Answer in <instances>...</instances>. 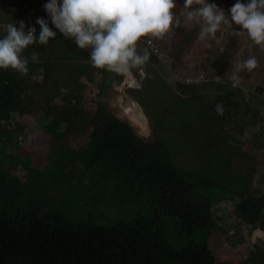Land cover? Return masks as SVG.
<instances>
[{
  "label": "trees",
  "instance_id": "trees-1",
  "mask_svg": "<svg viewBox=\"0 0 264 264\" xmlns=\"http://www.w3.org/2000/svg\"><path fill=\"white\" fill-rule=\"evenodd\" d=\"M12 1L20 12L4 11L0 0V38L6 34L3 26L16 18L47 13L38 10L41 0ZM48 26L56 37L22 52L29 61L26 75L0 68V264H264V247L256 246L237 263L222 260V252L213 248L230 241L228 224L213 218L216 204L233 212L237 228L247 224L251 231H264V166L252 156L253 149H264V87L233 86L232 78L220 74L211 81L169 85L162 61L146 44L151 36H143L137 51L142 55L147 49L149 60L143 76L140 69L132 70L139 86L127 93L154 127V140H143L100 102L92 113L72 108L64 123L51 124L34 117L52 107L58 78L73 82L96 72V96H101L124 76L94 67L90 49L79 48L51 22ZM190 39V32L181 36L175 56ZM33 53L38 62L31 60ZM60 99L70 103L72 98ZM229 121L253 129L246 152L226 131ZM77 122L91 127L87 146L67 150L52 143L40 166L23 152L26 134L49 129L59 140L83 132ZM75 158L80 167L72 176L65 168ZM254 176L260 179L257 186ZM92 189L99 191L91 197L96 201L107 203L117 191L122 201H144V210L111 224L97 220L105 214L73 216L72 206H81ZM169 225L188 236L185 246L175 248L164 238Z\"/></svg>",
  "mask_w": 264,
  "mask_h": 264
},
{
  "label": "rangeland",
  "instance_id": "rangeland-1",
  "mask_svg": "<svg viewBox=\"0 0 264 264\" xmlns=\"http://www.w3.org/2000/svg\"><path fill=\"white\" fill-rule=\"evenodd\" d=\"M42 6L38 10H44V5L49 0H41ZM210 3H215L218 7L224 9L226 17L230 20L229 9L237 2V0H209ZM242 3H247L248 0H240ZM184 0H176V9L173 12L179 18V25L174 26L173 29L165 34L162 38L150 37L153 45L157 50L158 58L162 61V73L169 85H173L175 81L181 79L193 78L199 74L207 77L215 76L214 74L228 78H232L235 65L243 61L255 57L258 67L254 68L251 72L242 70L236 75L239 77L241 83H245L250 89L255 85H262L264 87V50L260 46L254 44L250 38L245 34L239 36L235 32L241 31V27L232 23L231 28L227 25H222L216 32L214 37L200 38V25L189 23L185 20V9L183 8ZM4 11L20 12V7L17 6L12 0H3ZM193 7H197L193 5ZM190 32L191 41L185 46L184 50L179 56H175L176 48L179 46L181 36ZM139 72H143L142 69ZM144 74V73H143ZM134 79L135 83L132 82ZM139 79L133 75L132 79L124 77L122 82L117 85L107 95L96 96V82L98 81V74L96 72L88 71L82 75L78 80L68 82L64 77L58 78V92L57 98L51 101V108L42 110L35 113V117L45 119L51 124H62L67 120L68 114L72 108H77L82 112L92 113L97 103H103L112 114L126 122H128L135 130V132L143 139L152 141L154 140L153 128L148 119L146 128L140 129L136 124H133L125 112L127 104L122 98L124 91L129 98L137 100L127 93V88L138 87ZM68 96L71 99L70 103L63 102L60 97ZM138 103V102H137ZM139 104V103H138ZM140 106V104H139ZM141 107V106H140ZM142 109V108H141ZM143 111V110H142ZM144 113V112H143ZM147 118V117H146ZM76 127H83V132L78 130L76 134H66L65 138L57 140L56 134L53 135L49 129L43 134H35L33 136L25 135L24 140H27L26 147L23 152H28L32 155L33 161L36 165L40 166L46 164L48 157V148L52 143L63 145L68 149H79L87 146L88 134L91 129L89 125L82 122L75 123ZM226 131L232 137H236L242 142L241 151L246 152L251 145L250 133L253 129L246 131L242 124L238 121H229L226 125ZM62 130V128H61ZM61 132L60 130L58 133ZM31 140V141H29ZM66 150V151H67ZM50 152V150H49ZM67 156H71L67 152ZM252 156L264 166V149L252 150ZM240 160L241 157H238ZM235 165H239L236 163ZM80 167V161L75 158L72 165L67 166L65 171L69 175H75L77 169ZM50 168V167H49ZM53 169V166L50 170ZM247 173L250 170H246ZM258 177L254 176L253 184L258 185ZM93 192L97 193L96 189H92L89 194H86V201L81 206L73 205V216L81 214H105L107 218L98 217L97 220L101 223L111 224L120 219L128 218L135 211L144 210V201L138 199H125L124 196L113 191L111 198L107 201L101 200L99 197L96 201L92 199ZM213 218L217 223L224 221L228 224L230 229V241L226 243L219 250L215 249L214 252L219 254L222 252L221 259L231 261L234 263L239 262L240 259L249 255L250 251L254 250L256 246L264 247V231L259 229L249 230L247 224H243L241 228H237L238 220L233 215L232 211H225L223 203L216 204L213 209ZM164 238L175 248H180L188 243V236L179 235L174 226L169 225L164 233Z\"/></svg>",
  "mask_w": 264,
  "mask_h": 264
},
{
  "label": "clouds",
  "instance_id": "clouds-1",
  "mask_svg": "<svg viewBox=\"0 0 264 264\" xmlns=\"http://www.w3.org/2000/svg\"><path fill=\"white\" fill-rule=\"evenodd\" d=\"M196 5L197 7H193ZM176 0H49L44 5L52 25L66 38H74L81 49H90V59L94 67L106 69L132 79V70L141 69L149 60V52L137 51V42L143 36L162 38L179 18L173 13ZM185 20L200 25V38L214 37L222 25L231 28L239 25L241 31L251 41L264 50V0H240L228 10L230 20L224 9L209 0H184ZM40 26L39 36H34V27L25 32L21 21L19 28L13 23L4 25L5 35L0 38V68H12L27 74L29 61L22 52L29 45L38 42L47 45L57 33L48 23L37 18ZM33 62L38 56L33 53ZM258 67L255 57L237 63L232 76L233 86L240 83L236 73L251 72ZM143 76V72L140 73ZM135 83L134 79L132 80Z\"/></svg>",
  "mask_w": 264,
  "mask_h": 264
},
{
  "label": "built area",
  "instance_id": "built-area-1",
  "mask_svg": "<svg viewBox=\"0 0 264 264\" xmlns=\"http://www.w3.org/2000/svg\"><path fill=\"white\" fill-rule=\"evenodd\" d=\"M37 18H42L44 19L47 23L51 22V19L48 15V13L45 12H39V13H27L24 16L16 18L12 23L19 28L20 22L22 21L25 25V32L28 31L29 27H34L35 32L33 33L34 36L38 37V34L40 33L41 29L40 26L36 23ZM147 46L153 50L154 53L157 52L155 46L153 45L151 40H146ZM157 54V53H156ZM213 79H216V76L212 77H207L199 74L198 76H195L193 78L188 77L187 79H181V81L186 82V83H193V82H204V81H211ZM233 83V82H232ZM264 96V92H263Z\"/></svg>",
  "mask_w": 264,
  "mask_h": 264
},
{
  "label": "bare ground",
  "instance_id": "bare-ground-1",
  "mask_svg": "<svg viewBox=\"0 0 264 264\" xmlns=\"http://www.w3.org/2000/svg\"><path fill=\"white\" fill-rule=\"evenodd\" d=\"M125 112L133 124H136L140 129L146 128V120L143 117L140 107L135 102H132L131 106L127 105Z\"/></svg>",
  "mask_w": 264,
  "mask_h": 264
},
{
  "label": "water",
  "instance_id": "water-1",
  "mask_svg": "<svg viewBox=\"0 0 264 264\" xmlns=\"http://www.w3.org/2000/svg\"><path fill=\"white\" fill-rule=\"evenodd\" d=\"M122 93V98H123V100L126 102V104L127 105H132V102H135L138 106H139V104L136 102V101H134V100H132L131 98H129L128 97V95L124 92V91H121ZM140 107V106H139ZM140 109H141V107H140ZM141 111H142V109H141ZM142 114H143V117H144V119L146 120V122H147V118H146V115L143 113V111H142Z\"/></svg>",
  "mask_w": 264,
  "mask_h": 264
}]
</instances>
